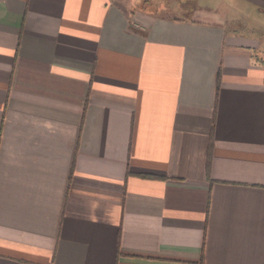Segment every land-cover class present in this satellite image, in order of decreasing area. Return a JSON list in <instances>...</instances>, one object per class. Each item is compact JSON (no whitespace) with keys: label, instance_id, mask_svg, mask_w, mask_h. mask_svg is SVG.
<instances>
[{"label":"crops","instance_id":"1","mask_svg":"<svg viewBox=\"0 0 264 264\" xmlns=\"http://www.w3.org/2000/svg\"><path fill=\"white\" fill-rule=\"evenodd\" d=\"M0 264H264V0H0Z\"/></svg>","mask_w":264,"mask_h":264},{"label":"rangeland","instance_id":"2","mask_svg":"<svg viewBox=\"0 0 264 264\" xmlns=\"http://www.w3.org/2000/svg\"><path fill=\"white\" fill-rule=\"evenodd\" d=\"M138 3H139V2H138ZM146 6L149 7V8H153V7H154L152 3H148V5H146ZM247 22H249V23H251V24H254V23H256V19H254V18H252L251 16H249Z\"/></svg>","mask_w":264,"mask_h":264}]
</instances>
